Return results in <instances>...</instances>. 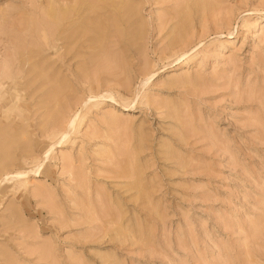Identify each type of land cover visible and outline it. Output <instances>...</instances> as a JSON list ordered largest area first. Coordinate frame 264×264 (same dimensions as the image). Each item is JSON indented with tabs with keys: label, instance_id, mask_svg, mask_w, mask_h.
Wrapping results in <instances>:
<instances>
[{
	"label": "rangeland",
	"instance_id": "1",
	"mask_svg": "<svg viewBox=\"0 0 264 264\" xmlns=\"http://www.w3.org/2000/svg\"><path fill=\"white\" fill-rule=\"evenodd\" d=\"M16 172L0 264H264V0H0Z\"/></svg>",
	"mask_w": 264,
	"mask_h": 264
},
{
	"label": "bare ground",
	"instance_id": "2",
	"mask_svg": "<svg viewBox=\"0 0 264 264\" xmlns=\"http://www.w3.org/2000/svg\"><path fill=\"white\" fill-rule=\"evenodd\" d=\"M107 97H110L111 99L115 100L112 96L108 95ZM75 119L70 123V128L75 127ZM64 138V134L62 135ZM62 138V137H61ZM62 142V140H61ZM51 152L48 150V152L45 153L44 157H47V155ZM46 159V158H45ZM35 171V170H34ZM27 173H22V172H16V173H4L2 176H0V186L3 185L6 182H14L15 180L19 179L22 176H26Z\"/></svg>",
	"mask_w": 264,
	"mask_h": 264
}]
</instances>
